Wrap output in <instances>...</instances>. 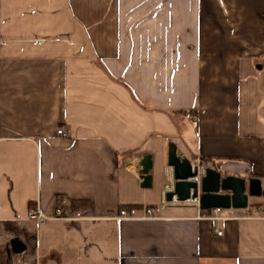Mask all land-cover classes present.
Instances as JSON below:
<instances>
[{"label":"crops","instance_id":"crops-1","mask_svg":"<svg viewBox=\"0 0 264 264\" xmlns=\"http://www.w3.org/2000/svg\"><path fill=\"white\" fill-rule=\"evenodd\" d=\"M171 143L264 188V0H0V264H264V197L167 202Z\"/></svg>","mask_w":264,"mask_h":264},{"label":"water","instance_id":"water-1","mask_svg":"<svg viewBox=\"0 0 264 264\" xmlns=\"http://www.w3.org/2000/svg\"><path fill=\"white\" fill-rule=\"evenodd\" d=\"M168 166L172 170V190L166 194V201L171 203L177 200L186 203L196 200L201 211L221 210H246L249 199L264 197V188L260 179L246 180L234 176H224L214 168H206L200 183L190 181L198 175V168L193 171V164L186 158L177 154V146L173 143L169 147ZM142 187H152L153 161L150 155L141 162ZM25 251L24 244L19 239L11 241V253L19 255Z\"/></svg>","mask_w":264,"mask_h":264},{"label":"built area","instance_id":"built-area-1","mask_svg":"<svg viewBox=\"0 0 264 264\" xmlns=\"http://www.w3.org/2000/svg\"><path fill=\"white\" fill-rule=\"evenodd\" d=\"M58 136H62V137H69L70 136V132L60 128L58 130ZM196 168H198V175L191 179L190 181H194L197 183H200L202 176H204L205 174V168L201 165V164H193V171L196 170ZM195 203L198 204V201L196 200H190L187 203ZM167 205L166 202H164L161 207L157 208V209H149L147 210V216L149 218H154L156 216L157 213H159L161 210H163V208H165V206ZM67 207H68V201L64 198H60L57 204V207L55 209V215L53 217H47L43 214V212L41 211L39 206H36V208H33L29 211L28 217L30 220L36 222V224L38 226H45L49 221L51 220H70V218L67 216ZM222 214V210L221 209H217L214 210V215L207 217V220H212V221H223V220H227L228 218H224L221 216ZM121 218H130L127 212H122L121 213ZM131 219V218H130ZM217 234L219 236L222 235L221 232H217Z\"/></svg>","mask_w":264,"mask_h":264},{"label":"trees","instance_id":"trees-1","mask_svg":"<svg viewBox=\"0 0 264 264\" xmlns=\"http://www.w3.org/2000/svg\"><path fill=\"white\" fill-rule=\"evenodd\" d=\"M201 161H202L201 162L202 165L205 166V167H207L209 165V163H210V160H206V159H202ZM212 166H213V168L215 170L220 171V166L219 165L213 163Z\"/></svg>","mask_w":264,"mask_h":264}]
</instances>
